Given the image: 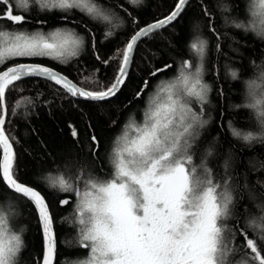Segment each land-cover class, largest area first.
<instances>
[{
    "label": "snow or ice",
    "instance_id": "6c2138e0",
    "mask_svg": "<svg viewBox=\"0 0 264 264\" xmlns=\"http://www.w3.org/2000/svg\"><path fill=\"white\" fill-rule=\"evenodd\" d=\"M130 2L136 4L139 0ZM187 2L177 0L175 10L165 19L139 28L130 37L114 81L110 86H100L99 91L79 88L66 76L38 63H17L0 71V182L33 204L43 235L42 264H54L56 258L54 218L41 192L15 177L16 154L4 130L6 90L15 82L34 77L62 85L72 96L107 100L124 85L138 41L176 20ZM33 5L49 12H69L75 8L92 19L114 22L112 14L98 0H0V66L8 60L33 57L64 63L78 55L83 46V37L72 28L56 27L49 31L42 27L33 31L22 28L28 21L24 13ZM223 10L228 11L229 6L223 5ZM246 13L247 21L234 20L233 25L264 38V0H252ZM205 15H209L206 10ZM257 16L259 26L252 19ZM37 22L44 25L47 21ZM211 31L219 40L216 29ZM207 46V38L194 35L189 48L198 63L183 61L179 76L163 83L150 98L142 119L130 118L123 126L113 141L109 172L98 175L81 165L73 175L58 173L46 178L49 187L76 196L73 213L79 226L76 243L89 250L88 257L77 264H264V215L249 218L242 226L239 221L229 224L237 199L232 177L227 173L230 161L225 160V176L220 179L206 161L212 155L211 149L201 156L199 164L194 161L193 145L199 129L207 123L203 119L204 105L211 91L203 80ZM169 67L166 64L149 75L156 76ZM225 68L232 79L239 78L237 69L230 65ZM259 79V85L254 80L246 82L251 102L245 107L257 111L261 131L244 132L229 125L232 135L245 143L264 140V71ZM148 87L149 82L143 81L137 98ZM193 99L200 104L199 111L191 107ZM72 135L77 136L74 128ZM91 144L92 154L96 155L100 142L95 135ZM60 203L67 205L70 200L65 198ZM249 228L254 236L249 235ZM238 237L243 238L240 244L236 243ZM23 247L21 234L7 227V217L0 211V264H17ZM238 253L240 258L232 259Z\"/></svg>",
    "mask_w": 264,
    "mask_h": 264
},
{
    "label": "trees",
    "instance_id": "16d2710c",
    "mask_svg": "<svg viewBox=\"0 0 264 264\" xmlns=\"http://www.w3.org/2000/svg\"><path fill=\"white\" fill-rule=\"evenodd\" d=\"M98 2L117 13V26L115 23L104 25L79 9L49 12L33 5L24 13L28 21L22 28L28 31L39 27L44 31L72 28L83 37V46L78 55L64 63L47 57L16 58L8 60L0 69L17 62H41L59 69L84 89L99 91L100 86H110L114 81L129 37L142 25L167 15L177 0H139L136 4L130 0ZM251 3L252 0H189L172 24L138 42L124 85L107 100L76 98L42 78H24L6 90L4 130L16 154L15 177L40 191L49 204L57 239L54 264H77L88 256L89 250L76 243L79 231L73 216L76 196L49 187L46 178L49 174L73 175L81 165L98 175L109 172L113 141L130 118L142 119L151 94L159 89L163 80L173 76L183 61L194 60L189 45L196 34H202L208 41L203 79L211 91L204 105L203 119L207 123L199 129L193 145L194 161L199 164L201 156L211 149L212 155L207 156L206 161L217 179L225 176L224 163L230 161L227 173L232 177L237 196L230 226L234 221L242 226L249 218L264 215V167H261L264 165V140L245 143L232 135L229 126L244 132L261 131L257 111L245 105L251 102L246 82L254 80L261 84L264 38L253 31L236 28L232 23L249 19L246 6ZM223 5H228L229 10L224 11ZM205 10L209 15H205ZM65 16L69 19L64 20ZM40 19H45L46 24H38ZM252 19L258 21V17ZM211 28L216 29L219 40ZM166 64L171 67L156 76L149 75ZM225 65L237 69L239 78L227 75ZM145 80L149 87L137 98L136 93ZM193 105V110L199 111L200 104L194 102ZM73 128L77 132L75 137ZM93 135L100 142L96 155L92 154ZM66 197L70 203L60 204ZM0 201L7 202L11 228L21 234L24 242L17 264H40L43 235L34 206L3 182H0ZM248 232L255 235L251 228ZM242 240L238 237L236 243ZM239 258L240 253L232 259Z\"/></svg>",
    "mask_w": 264,
    "mask_h": 264
},
{
    "label": "rangeland",
    "instance_id": "374dc122",
    "mask_svg": "<svg viewBox=\"0 0 264 264\" xmlns=\"http://www.w3.org/2000/svg\"><path fill=\"white\" fill-rule=\"evenodd\" d=\"M102 7H104L110 14H112V16H113V18H114V22L113 23H115V26H117L118 25V23H119V17H118V15H117V13H115V12H113V11H111V9L109 10V7H107V5H105L104 3H100V2H98ZM111 11V12H110ZM258 17V16H257ZM258 21H256V23L257 24H259V17H258V19H257ZM101 23H103L104 25L105 24H108V23H106V22H103V21H100ZM81 49V48H80ZM80 51V50H79ZM68 60V59H67ZM188 61H190V60H188ZM194 65L196 64V63H198V61L196 60V58L194 57V60L193 61H191ZM203 64H204V61H203ZM180 70H181V67H179L178 68V70H177V72L173 75V76H171L170 78H168V79H166V80H163V82L162 83H167V82H169V81H172V80H174L176 77H178L179 76V74H180ZM204 80V79H203ZM205 82V81H204ZM158 90H156L155 91V93L157 92ZM155 93H153V94H151V96H150V98L155 94ZM150 98H149V100H150ZM194 102H197V101H195L194 99L193 100H191V107L193 108V103ZM198 103V102H197ZM75 205H76V200H75ZM0 211H2L4 214H5V216L7 217V227L12 231V232H14V230L11 228V224H10V217H11V215L9 214V211H8V206H7V202H5V201H0ZM78 225V224H77ZM89 255V254H88ZM88 257V256H87ZM86 257V258H87ZM85 258V259H86Z\"/></svg>",
    "mask_w": 264,
    "mask_h": 264
},
{
    "label": "water",
    "instance_id": "95a60500",
    "mask_svg": "<svg viewBox=\"0 0 264 264\" xmlns=\"http://www.w3.org/2000/svg\"><path fill=\"white\" fill-rule=\"evenodd\" d=\"M188 1H189V0H188ZM176 3H177V2H176ZM176 3H175V4H176ZM187 3H188V2H187ZM186 5H187V4H186ZM186 5H185V6H186ZM184 8H185V7H184ZM174 10H175V5L173 6L172 10H171L167 15H165L164 17H161V18H159V19H157V20H155V21H152V22L146 23V24L142 25V26L139 27V28L146 27L147 25H149V24H151V23H154V22H156V21H158V20L165 19V18H166L168 15H170L171 12L174 11ZM183 10H184V9H183ZM182 12H183V11H182ZM182 12H181V13H182ZM180 15H181V14H180ZM180 15H179V16H180ZM179 16H178V17H179ZM178 17H177V18H178ZM177 18H176V19H177ZM174 21H175V20H174ZM174 21H172L170 24H172ZM170 24L165 25L164 27L169 26ZM164 27H163V28H164ZM139 28H138L136 31H138ZM136 31H135V32H136ZM135 32H134V33H135ZM134 33H133V34H134ZM133 34H132V35H133ZM132 35H131V36H132ZM131 36H130V37H131ZM130 37H129V39H130ZM129 39H128V40H129ZM141 39H142V38H141ZM141 39H140V40H141ZM140 40H139V41H140ZM139 41H138V42H139ZM127 42H128V41H127ZM137 44H138V43H137ZM135 48H136V46H135ZM134 50H135V49H134ZM132 58H133V56H132ZM131 62H132V60H131ZM131 62H130L129 68H128V72H129V69H130V66H131ZM17 63H38V64H41V65L48 66V67L52 68L54 71L58 72L59 74H61V75H63V76H66V77H67V78H68L73 84H76L77 87H79V88H83V87H81L80 85H78L76 82H74V81H73L68 75H66L65 73H63V72L60 71L59 69L54 68V67H52V66H50V65H47V64H44V63H41V62H34V61H25V62H17ZM17 63H14V64H17ZM14 64H10V65H8V66H6V67L13 66ZM6 67L0 69V71L5 70ZM116 75H117V74H116ZM27 78H34V77H27ZM42 79H43V78H42ZM52 83H54V82H52ZM54 84H55V83H54ZM58 86H60L61 88H63L62 85H58ZM63 89H64V88H63ZM83 89H84V88H83ZM64 90H65V89H64ZM85 90H86V89H85ZM65 91H66V90H65ZM117 92H118V91H117ZM70 95H71V94H70ZM74 97L79 98V99H84V100H90V99H86V98H84V97H80V96H74ZM92 101H95V100H92ZM1 156H2V150H1ZM28 186H29V185H28ZM31 187H32V186H31ZM66 198H68V197H66ZM63 199H65V198H63ZM63 199H61V200H63ZM68 199H69V198H68ZM61 200H60V201H61ZM60 204H61V203H60ZM32 205H33V204H32ZM42 258H43V254H42ZM42 258H41L40 264H42Z\"/></svg>",
    "mask_w": 264,
    "mask_h": 264
}]
</instances>
